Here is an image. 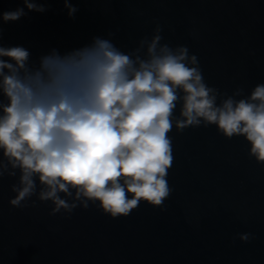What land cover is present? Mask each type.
Listing matches in <instances>:
<instances>
[{
	"label": "water",
	"instance_id": "1",
	"mask_svg": "<svg viewBox=\"0 0 264 264\" xmlns=\"http://www.w3.org/2000/svg\"><path fill=\"white\" fill-rule=\"evenodd\" d=\"M0 23L2 44L22 46L32 62L51 49L62 54L107 38L130 52L159 24L161 43L186 45L205 81L231 95L264 83V0H42ZM24 7L0 0V12ZM180 106L177 105L176 115ZM173 138V189L164 210L141 202L116 219L97 207L50 215V201L9 203L17 177L0 181V264H264V164L242 136L225 138L215 125L187 128ZM63 195V194H61ZM33 201L35 205L33 206ZM251 233L241 242L237 234Z\"/></svg>",
	"mask_w": 264,
	"mask_h": 264
},
{
	"label": "clouds",
	"instance_id": "2",
	"mask_svg": "<svg viewBox=\"0 0 264 264\" xmlns=\"http://www.w3.org/2000/svg\"><path fill=\"white\" fill-rule=\"evenodd\" d=\"M23 4L0 12V23L21 19L25 8L47 11L42 0ZM64 5L69 17L78 11L70 0ZM162 31L157 24L130 52L109 32L63 54L51 49L35 63L29 50L0 42V181L19 173L12 207L35 196L52 203L50 215L92 205L116 219L141 202L164 210L173 191V128L215 125L227 139L244 137L264 164V83L247 95L240 87L220 92L186 45L161 43ZM2 34L0 27V41Z\"/></svg>",
	"mask_w": 264,
	"mask_h": 264
}]
</instances>
